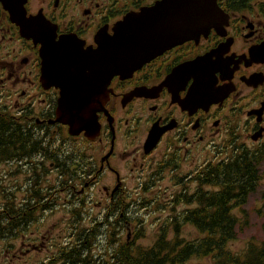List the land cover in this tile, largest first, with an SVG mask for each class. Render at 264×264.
Returning a JSON list of instances; mask_svg holds the SVG:
<instances>
[{"label": "flooded vegetation", "instance_id": "obj_1", "mask_svg": "<svg viewBox=\"0 0 264 264\" xmlns=\"http://www.w3.org/2000/svg\"><path fill=\"white\" fill-rule=\"evenodd\" d=\"M105 43L148 57L74 135L42 56ZM0 117V264H218L181 253L217 165L264 146V0H0Z\"/></svg>", "mask_w": 264, "mask_h": 264}, {"label": "trees", "instance_id": "obj_2", "mask_svg": "<svg viewBox=\"0 0 264 264\" xmlns=\"http://www.w3.org/2000/svg\"><path fill=\"white\" fill-rule=\"evenodd\" d=\"M19 126L15 120L5 121L0 117V146L5 135H8L10 143H15V130ZM262 165L264 146L236 152L226 164L217 165L215 180L211 179L217 186V193L215 196L201 197V219L207 222L201 223L200 241L195 246L185 247L181 255L210 256L218 264H264V237L258 243L250 240L241 252L234 254L226 250V242L235 240L237 231L243 225L240 222V217L245 215L243 207L260 184ZM208 185L210 182L202 181L201 191ZM230 203L231 207L228 206ZM209 225L214 226L212 228Z\"/></svg>", "mask_w": 264, "mask_h": 264}, {"label": "water", "instance_id": "obj_3", "mask_svg": "<svg viewBox=\"0 0 264 264\" xmlns=\"http://www.w3.org/2000/svg\"><path fill=\"white\" fill-rule=\"evenodd\" d=\"M114 42L115 40L112 41V44ZM112 44H106L104 48L99 47V51L94 57L88 55L76 56L67 53L51 55L49 53L46 54V52L42 56L45 59L42 66V78L50 82L53 79L52 77H54L58 81L57 85L62 90L59 100V119L63 124L69 126L70 131L74 135L79 134L83 130L92 129L94 125L96 130L98 129L95 121V107L98 101H95L94 94L90 91L96 90L98 92V90H102L108 83L109 78L114 74L121 75L124 78L130 76L140 66L137 60L148 57L144 54L139 57L133 54L130 55L128 50L118 51ZM109 52L113 55L111 56ZM62 58H64V61L67 60V62L63 61L64 64L62 63L61 66H58V62H62ZM111 59L116 62V68L105 70V73H102L101 69L98 68V64H109ZM204 60L205 57H202L200 63ZM105 61H108V63ZM198 63L199 61H197ZM193 64L194 62L188 66L192 67ZM87 73H99L101 75L95 86L92 83L89 84L88 93L90 94L81 91V81ZM151 140L149 138L148 144L150 147L156 144L155 141L150 142Z\"/></svg>", "mask_w": 264, "mask_h": 264}, {"label": "rangeland", "instance_id": "obj_4", "mask_svg": "<svg viewBox=\"0 0 264 264\" xmlns=\"http://www.w3.org/2000/svg\"><path fill=\"white\" fill-rule=\"evenodd\" d=\"M1 172L2 168L0 167V178ZM260 174L261 180L256 192L249 196L243 207L245 215L240 217V222L243 225L237 231L235 240L230 241L227 245L226 250L230 253L241 252L250 240L258 243L264 237V165L260 168ZM94 198L95 195L89 200L90 217L96 213Z\"/></svg>", "mask_w": 264, "mask_h": 264}, {"label": "bare ground", "instance_id": "obj_5", "mask_svg": "<svg viewBox=\"0 0 264 264\" xmlns=\"http://www.w3.org/2000/svg\"><path fill=\"white\" fill-rule=\"evenodd\" d=\"M129 53H130V55H137L138 57L139 56H141V53H138L137 51H128ZM111 56L113 55L112 53H109ZM92 57H94V56H96V55H91ZM113 59H111L110 60V62H109V64H105V63H103V64H98V68L99 69H101L100 71L102 72V73H105V70H111V69H114V67L116 68V66H117V64H116V62H113L112 61ZM105 62H107L108 63V61H105ZM188 66V65H187ZM89 74H91V73H89ZM89 74L87 73V74H85L84 76H83V79H82V81H81V91L83 92H89V90H88V87H89V82L88 81H94V82H98L99 81V79H100V74L99 73H93V75H92V78L90 79V77H89ZM103 77V76H102ZM93 86H95L96 84H92ZM92 94H94L95 92H96V90H92V91H90ZM88 94H90V93H88Z\"/></svg>", "mask_w": 264, "mask_h": 264}]
</instances>
